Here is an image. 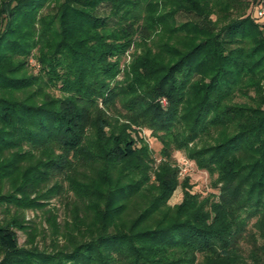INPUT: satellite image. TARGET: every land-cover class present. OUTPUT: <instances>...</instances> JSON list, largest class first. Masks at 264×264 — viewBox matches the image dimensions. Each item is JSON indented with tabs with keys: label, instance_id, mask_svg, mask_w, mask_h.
Wrapping results in <instances>:
<instances>
[{
	"label": "trees",
	"instance_id": "trees-1",
	"mask_svg": "<svg viewBox=\"0 0 264 264\" xmlns=\"http://www.w3.org/2000/svg\"><path fill=\"white\" fill-rule=\"evenodd\" d=\"M248 3L0 0V264H264V25ZM134 127L185 149L217 193L185 189L167 215L176 169H154ZM68 192L39 247L25 210Z\"/></svg>",
	"mask_w": 264,
	"mask_h": 264
},
{
	"label": "rangeland",
	"instance_id": "rangeland-1",
	"mask_svg": "<svg viewBox=\"0 0 264 264\" xmlns=\"http://www.w3.org/2000/svg\"><path fill=\"white\" fill-rule=\"evenodd\" d=\"M257 0H249L248 6L244 10V17L248 16L258 25L260 29H262V24L264 25V21L258 20L253 15V7L256 4ZM103 8V7H102ZM184 15H180L179 19H185ZM261 24V25H260ZM154 39V38H152ZM147 46L155 48V46L150 45V39ZM141 53V48H136L134 45H131L130 48L121 56L120 58V70L119 73L116 75V80L123 82L125 76V70L129 69V66L132 62L134 55H139ZM28 67L29 70L33 74H38L40 69V63L36 61L34 56L28 58ZM52 95H59V91L52 87L48 91ZM162 103H165V100H162ZM119 119L118 122L120 124L126 123V120L120 116H117ZM137 129V137H141L142 140L147 143L148 147L151 150L152 156L154 158V169L158 167L161 163L162 159L167 157L168 162L172 165L173 168L176 169L177 172V185L175 190L173 191L170 199L167 202V207L170 209L167 215L174 214L175 206L180 204L183 198V191L186 189L190 194L195 195L198 199H204L208 195H213L217 193L218 188L213 186L215 182L214 177L210 176L205 170L200 169L197 167L196 163L193 160H190L187 157L185 149H171L168 150V153L163 154L162 145L160 140L153 135V132L146 128L142 127ZM189 147H193L192 144H189ZM167 155V156H166ZM187 165V170H184V164ZM187 179L185 184L184 180ZM151 183L155 187L157 184L156 180H154V176L151 177ZM52 185V182L49 183L48 187ZM65 196L62 195H55L51 199L47 200H40L44 201V206L34 210H25V220L30 223V227H36V237L34 243L37 244L39 247H43L44 245H49L50 242V232L47 223L45 222V215L47 214L45 211L51 210L55 215H57V222L63 223L65 219H67L68 213V206L66 204V199H71V192L65 193ZM166 208V207H165ZM167 208V209H168ZM166 211V209H165ZM2 214L0 213V219H2ZM256 221V218L252 220L249 224V232H251L254 236H256L258 242H263V239L260 237V231L258 228L253 225ZM18 241L19 244L26 243V235L18 231ZM61 241V240H60ZM244 248H248V244H243Z\"/></svg>",
	"mask_w": 264,
	"mask_h": 264
},
{
	"label": "built area",
	"instance_id": "built-area-1",
	"mask_svg": "<svg viewBox=\"0 0 264 264\" xmlns=\"http://www.w3.org/2000/svg\"><path fill=\"white\" fill-rule=\"evenodd\" d=\"M254 13L256 19L264 21V0H257L256 4L253 7ZM184 170H187L186 163L184 164Z\"/></svg>",
	"mask_w": 264,
	"mask_h": 264
}]
</instances>
